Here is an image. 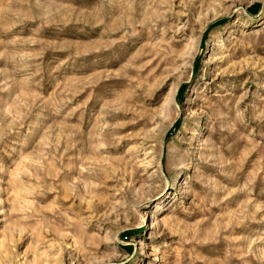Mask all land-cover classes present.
Here are the masks:
<instances>
[{
  "label": "rangeland",
  "instance_id": "rangeland-1",
  "mask_svg": "<svg viewBox=\"0 0 264 264\" xmlns=\"http://www.w3.org/2000/svg\"><path fill=\"white\" fill-rule=\"evenodd\" d=\"M0 264H264V0H0Z\"/></svg>",
  "mask_w": 264,
  "mask_h": 264
}]
</instances>
